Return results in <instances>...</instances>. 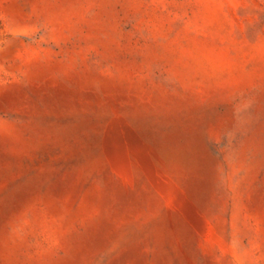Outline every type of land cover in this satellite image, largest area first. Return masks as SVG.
Wrapping results in <instances>:
<instances>
[{"label": "rangeland", "instance_id": "374dc122", "mask_svg": "<svg viewBox=\"0 0 264 264\" xmlns=\"http://www.w3.org/2000/svg\"><path fill=\"white\" fill-rule=\"evenodd\" d=\"M0 264H264V0H0Z\"/></svg>", "mask_w": 264, "mask_h": 264}]
</instances>
